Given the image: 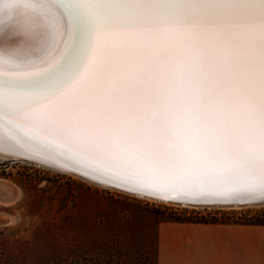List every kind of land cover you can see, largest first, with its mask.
<instances>
[{
  "label": "snow or ice",
  "instance_id": "obj_1",
  "mask_svg": "<svg viewBox=\"0 0 264 264\" xmlns=\"http://www.w3.org/2000/svg\"><path fill=\"white\" fill-rule=\"evenodd\" d=\"M0 148L146 198L264 203V0H0Z\"/></svg>",
  "mask_w": 264,
  "mask_h": 264
},
{
  "label": "rangeland",
  "instance_id": "obj_2",
  "mask_svg": "<svg viewBox=\"0 0 264 264\" xmlns=\"http://www.w3.org/2000/svg\"><path fill=\"white\" fill-rule=\"evenodd\" d=\"M0 178L18 189L11 204H0V228L16 233L43 259L95 247L128 255L157 244L163 212L235 221L264 213V206L189 207L138 198L72 174L0 156ZM107 194V195H106ZM143 205H153L145 211Z\"/></svg>",
  "mask_w": 264,
  "mask_h": 264
},
{
  "label": "crops",
  "instance_id": "obj_3",
  "mask_svg": "<svg viewBox=\"0 0 264 264\" xmlns=\"http://www.w3.org/2000/svg\"><path fill=\"white\" fill-rule=\"evenodd\" d=\"M157 264H264V225L161 222Z\"/></svg>",
  "mask_w": 264,
  "mask_h": 264
},
{
  "label": "trees",
  "instance_id": "obj_4",
  "mask_svg": "<svg viewBox=\"0 0 264 264\" xmlns=\"http://www.w3.org/2000/svg\"><path fill=\"white\" fill-rule=\"evenodd\" d=\"M162 222L216 223L215 218H205L173 211L163 212L159 217ZM235 223L248 225H264V213L246 219H237ZM0 264H157V244L145 250L134 249L130 254L123 255L120 250L106 251L103 247H95L82 252L79 246L70 248L68 256H51L43 259L33 250L28 242L16 233H8L7 228H0Z\"/></svg>",
  "mask_w": 264,
  "mask_h": 264
},
{
  "label": "bare ground",
  "instance_id": "obj_5",
  "mask_svg": "<svg viewBox=\"0 0 264 264\" xmlns=\"http://www.w3.org/2000/svg\"><path fill=\"white\" fill-rule=\"evenodd\" d=\"M0 156L2 158H12V159H18V160H23V161H30L31 163L34 162V164L46 167V168H50L53 170H57L60 172H65V173H69L72 174L76 177H79L83 180H86L88 182H91L93 184L105 187V188H110L119 192H123V193H127L130 195H133L135 197L138 198H144V199H148V200H154V201H159L156 199H152V198H146L144 196H140V195H135L131 192H127V191H123L120 189H117L115 187H111V186H106L102 183H99L95 180H92L90 178H86L83 177L79 174H75L71 171H65L62 168L56 166L55 164H53L50 161H43L40 158H25L24 156L21 155H14V154H10L9 152L3 150L2 148H0ZM19 192L18 189L15 185H13V183H11V181L9 182L7 179H2L0 178V204H11L12 202H15L16 197L18 196ZM162 202V201H159ZM162 203H170V204H175V205H181V206H189V207H216V208H240V207H250V206H264L263 203H231V202H213V203H180V202H162Z\"/></svg>",
  "mask_w": 264,
  "mask_h": 264
},
{
  "label": "water",
  "instance_id": "obj_6",
  "mask_svg": "<svg viewBox=\"0 0 264 264\" xmlns=\"http://www.w3.org/2000/svg\"><path fill=\"white\" fill-rule=\"evenodd\" d=\"M15 160V159H14ZM27 162H30V161H27ZM31 163V162H30ZM33 164H34V162H32ZM17 198V197H16ZM157 200V199H156ZM159 201H161V200H159ZM162 202H166V201H162ZM264 204V203H263Z\"/></svg>",
  "mask_w": 264,
  "mask_h": 264
}]
</instances>
